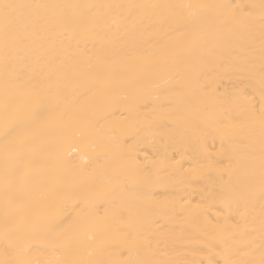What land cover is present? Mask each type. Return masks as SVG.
Segmentation results:
<instances>
[{
	"label": "bare ground",
	"instance_id": "bare-ground-1",
	"mask_svg": "<svg viewBox=\"0 0 264 264\" xmlns=\"http://www.w3.org/2000/svg\"><path fill=\"white\" fill-rule=\"evenodd\" d=\"M17 3L152 5L202 3L244 6L259 0H13ZM200 29L202 39L179 57L180 71L163 74L144 91L121 90L91 122L59 146L71 170L92 172L101 195L99 216L85 218L79 233L80 251L92 250L102 239L112 248L107 259L170 260L177 264H208L210 249L244 248L252 219L261 200L259 171L253 172L247 147L245 108L261 97L253 83L232 70L248 55L259 56L260 24L250 26L215 19L222 10H208ZM231 12V9L225 10ZM105 9L93 34L58 36L52 25L37 24L22 37L16 55L44 73H66L72 61L87 73L89 58L102 51L131 55L130 63H115L104 70L135 73L137 65L165 39L167 26L151 16L152 9ZM112 17H117L112 25ZM254 41V45L253 42ZM56 54H62L63 63ZM47 56L50 63L38 62ZM2 59V53H0ZM94 63V61H93ZM259 64L257 63V68ZM86 78L69 89L68 107L83 111L92 103L84 96ZM100 120L98 127L94 126ZM258 137V132L256 133ZM128 159L119 173L104 157L117 150ZM255 178V201L246 207L245 195ZM76 215L66 205L62 218ZM132 233L139 238L127 243ZM150 242V243H148ZM256 243L259 244L257 233ZM129 248L132 249L131 255ZM3 245L0 243V251ZM64 259H70L65 255Z\"/></svg>",
	"mask_w": 264,
	"mask_h": 264
},
{
	"label": "snow or ice",
	"instance_id": "snow-or-ice-1",
	"mask_svg": "<svg viewBox=\"0 0 264 264\" xmlns=\"http://www.w3.org/2000/svg\"><path fill=\"white\" fill-rule=\"evenodd\" d=\"M235 4H40L0 0V264H121L107 259L112 248L102 239L90 251L81 252L79 233L84 219L99 216L97 201L101 192L92 172L71 170L63 159L59 146L69 136L76 135L82 126L121 90L131 94L144 91L151 81L163 74L180 71L181 53L196 46L202 39L200 29L208 20L211 9L222 10L215 19L250 26L258 19L260 45L257 59L254 47L232 70L250 80L259 91L261 104L245 108L248 130L247 147L250 166L259 171V191L264 201V0L244 6ZM152 9L151 16L166 25L165 39L151 53L152 59L137 65L135 73L115 74L104 67L115 63H130L134 57L123 53L102 51L89 58L85 73L77 61L70 63L66 73L38 71L27 59H20L17 46L22 37L31 34L37 24L52 25L58 36L78 33L93 34L105 9ZM231 9V12L225 10ZM117 17H112L116 25ZM254 45V41L252 42ZM62 54H56L63 63ZM94 61V63H93ZM40 63H50L47 56ZM257 63L259 67L257 68ZM86 78L84 96L94 101L86 110H70L68 90ZM100 120L94 126L98 127ZM258 132V137L256 133ZM120 171L128 159L118 150L104 157ZM255 178L246 190V207L255 201ZM76 215L62 218L66 205ZM244 248L224 244L210 249L211 255L223 264H264V202L258 216L248 225ZM257 233L259 244L256 243ZM139 237L129 233L127 243ZM150 243V242H148ZM132 249L129 248L131 255ZM67 255L70 259H64ZM122 264H177L170 260L128 259ZM197 264V262H193ZM208 264H220L209 259Z\"/></svg>",
	"mask_w": 264,
	"mask_h": 264
}]
</instances>
